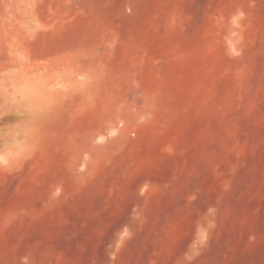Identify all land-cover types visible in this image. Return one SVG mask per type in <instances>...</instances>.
I'll return each mask as SVG.
<instances>
[{
	"label": "rangeland",
	"instance_id": "rangeland-1",
	"mask_svg": "<svg viewBox=\"0 0 264 264\" xmlns=\"http://www.w3.org/2000/svg\"><path fill=\"white\" fill-rule=\"evenodd\" d=\"M0 264H264V0H0Z\"/></svg>",
	"mask_w": 264,
	"mask_h": 264
}]
</instances>
